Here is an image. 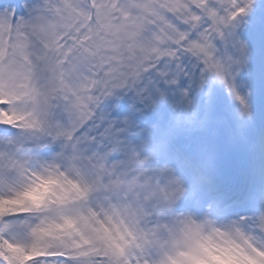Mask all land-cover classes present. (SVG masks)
Listing matches in <instances>:
<instances>
[{
	"label": "snow or ice",
	"instance_id": "snow-or-ice-1",
	"mask_svg": "<svg viewBox=\"0 0 264 264\" xmlns=\"http://www.w3.org/2000/svg\"><path fill=\"white\" fill-rule=\"evenodd\" d=\"M253 15L264 41V0H0V264H264V158L218 189L184 87L251 119Z\"/></svg>",
	"mask_w": 264,
	"mask_h": 264
},
{
	"label": "rangeland",
	"instance_id": "rangeland-1",
	"mask_svg": "<svg viewBox=\"0 0 264 264\" xmlns=\"http://www.w3.org/2000/svg\"><path fill=\"white\" fill-rule=\"evenodd\" d=\"M15 1L4 0V3L11 2L14 4ZM241 33L250 40L252 48L250 71H244L238 79L241 93H251L249 96L251 119L240 118L239 103L227 93L222 85H213L209 95L207 87L200 90L188 80H185L184 83L185 88H190L191 98L195 105L202 113L210 114L214 121L208 131L196 133V136L203 138L217 152L218 163L215 177L218 185L226 183L227 179H229V183H241L248 176V171L253 170L249 165L252 161L254 146L249 145V140L251 138L257 139L260 125L258 124L259 120L256 119L255 121V116L262 115L264 111V58L260 57H264V41L261 40L257 30L256 15H253L249 22L244 25ZM131 103L130 97L116 101L118 106L122 105L125 109L130 107ZM182 105L184 102L179 93L170 91L169 101L162 107L171 118L170 114ZM148 119L151 117H141V121L138 122ZM219 119L223 123H220ZM251 121H255L253 124L256 126ZM262 145L264 148V142ZM254 163L258 164L259 160H254Z\"/></svg>",
	"mask_w": 264,
	"mask_h": 264
},
{
	"label": "bare ground",
	"instance_id": "bare-ground-1",
	"mask_svg": "<svg viewBox=\"0 0 264 264\" xmlns=\"http://www.w3.org/2000/svg\"><path fill=\"white\" fill-rule=\"evenodd\" d=\"M252 153H255V158L261 156L262 150H261L260 142H259V146L256 149H254Z\"/></svg>",
	"mask_w": 264,
	"mask_h": 264
}]
</instances>
